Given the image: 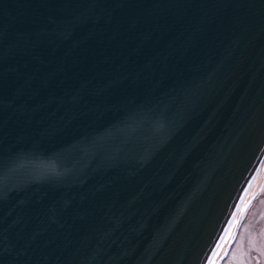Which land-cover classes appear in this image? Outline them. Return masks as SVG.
<instances>
[{
  "label": "water",
  "instance_id": "95a60500",
  "mask_svg": "<svg viewBox=\"0 0 264 264\" xmlns=\"http://www.w3.org/2000/svg\"><path fill=\"white\" fill-rule=\"evenodd\" d=\"M263 160L264 0H0V264H206Z\"/></svg>",
  "mask_w": 264,
  "mask_h": 264
},
{
  "label": "flooded vegetation",
  "instance_id": "af4514ba",
  "mask_svg": "<svg viewBox=\"0 0 264 264\" xmlns=\"http://www.w3.org/2000/svg\"><path fill=\"white\" fill-rule=\"evenodd\" d=\"M221 259V264H264L263 162L236 204L206 264H217Z\"/></svg>",
  "mask_w": 264,
  "mask_h": 264
},
{
  "label": "rangeland",
  "instance_id": "374dc122",
  "mask_svg": "<svg viewBox=\"0 0 264 264\" xmlns=\"http://www.w3.org/2000/svg\"><path fill=\"white\" fill-rule=\"evenodd\" d=\"M263 163H264V161H263ZM259 185H260V183H259ZM256 263L259 264V261H257Z\"/></svg>",
  "mask_w": 264,
  "mask_h": 264
}]
</instances>
